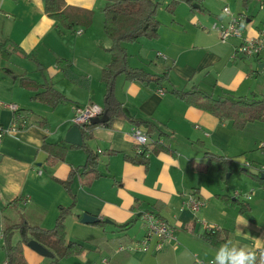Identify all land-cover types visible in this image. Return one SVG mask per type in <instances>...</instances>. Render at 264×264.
<instances>
[{
  "label": "crops",
  "instance_id": "0c3cea01",
  "mask_svg": "<svg viewBox=\"0 0 264 264\" xmlns=\"http://www.w3.org/2000/svg\"><path fill=\"white\" fill-rule=\"evenodd\" d=\"M97 2L66 0L70 6L90 10L92 15ZM209 3L211 8L213 3L221 6V12L215 14L209 9L207 14L196 13L201 21L227 22L230 15L222 11L227 6L243 19L241 37L222 42L209 25L191 23L188 18L180 28L182 22L175 20L172 12V24L178 28L175 36L160 44L161 37L155 40L162 24L156 15L160 23L156 37L122 44L129 67L150 74L166 71L167 79L158 85L119 73L114 79V97L125 115L114 117L107 126L91 128L87 144L98 155L100 176L82 185L78 173L73 174L75 205L64 219L65 230L97 232L93 248L84 247L80 253L81 264H203L213 261L219 247L202 239L206 226L223 230L227 239L253 243L236 235L240 217L249 224L244 231L253 237L264 236V130L260 125L234 128L228 120L171 92L196 87L214 97H249L252 92L264 96L262 61L233 57L242 37H256L264 29V0H250L247 5L241 0ZM106 4L105 0L102 12ZM91 22L66 29L45 13L43 0H0V45L5 48L0 49L9 51H0V126L12 124L16 115L3 103L16 104L26 120L24 127L0 136V240L1 230L21 222L52 228L59 207L72 201L59 180L66 179L71 168L81 167L86 159L80 145L65 142L73 124L72 109L75 104L89 102L103 107L106 86L101 73L110 61L103 47L111 41L102 23L93 26ZM184 35L189 37L186 43L180 38ZM58 57L70 61L66 73L58 65ZM22 76L41 87L52 85L66 99L50 106L32 98L33 91L20 83ZM131 118L153 124L151 131L139 126L151 140L141 152L131 136L137 126ZM44 141L66 146L64 159L46 164V152L41 147ZM217 157L227 160L228 168L221 169ZM191 197L202 201L197 212L189 207ZM25 198L28 201L24 203ZM85 212L102 224L81 222ZM145 212L157 214L173 228L175 238L160 250L140 249ZM129 221L130 226L121 227ZM13 235V242L19 240L18 232ZM66 241L83 245L75 236L66 235ZM154 243L153 239L150 245ZM89 251L97 252V256L89 258ZM23 254L27 264L49 263L37 255L46 256L27 244L23 245ZM61 260L60 264L69 262ZM5 263L0 244V264Z\"/></svg>",
  "mask_w": 264,
  "mask_h": 264
},
{
  "label": "trees",
  "instance_id": "16d2710c",
  "mask_svg": "<svg viewBox=\"0 0 264 264\" xmlns=\"http://www.w3.org/2000/svg\"><path fill=\"white\" fill-rule=\"evenodd\" d=\"M107 4L103 8L102 28L106 37L111 41L110 45L103 47L109 53L110 61L101 73V80L105 83L106 89L103 97V112H106L108 119L104 122L90 121L85 127L81 128L83 141L82 147L86 153L85 163L81 167H72L69 175L59 182L70 193L72 201L68 206H60L58 215L52 228L42 227L21 222L5 227L2 231V249L5 254V264H27L23 254V245L28 240L35 239L51 253L48 264H58L60 260L69 255L80 253L84 247L79 242H67L64 219L66 214L75 205V194L71 189L73 174L76 172L80 177L82 185H88L93 179L100 176L98 170V155L92 151L87 144L91 137V128L95 125H109L117 116H124L125 112L119 101L114 97V79L119 73H124L128 79H139L146 82L162 84L166 79V71L161 74H150L139 68H131L127 63V53L123 47L124 42H134L140 37H156L158 35L159 20L156 17V10L160 2L156 0H106ZM185 1L190 4L191 9H201V0H171L165 7L169 12L174 11L175 4ZM250 0H241L243 5H247ZM44 11L52 19L56 20L66 29H73L74 26L83 24L88 26L92 19L90 10L70 6L66 0H43ZM3 44L0 45L5 49ZM0 49L2 54L9 52ZM7 51V52H6ZM60 69L67 72L70 61L61 57L56 59ZM20 83L33 91L32 98L56 106L63 102L65 96L56 90L52 85H41L35 83L26 76L20 78ZM40 87L43 88L40 90ZM171 92L184 99L187 103L205 110L219 119L228 120L230 125L239 130H245L250 126L260 125L264 130V96L252 92L249 97L217 96L207 93L196 87L188 90L172 89ZM131 121L137 125H144L148 131L153 130V124L148 120ZM72 146V145H71ZM46 152L45 163L54 164L64 159L67 147L44 141L41 145ZM142 157L141 155H138ZM220 168H228L229 162L221 157H217ZM133 162L139 160L132 159ZM142 161V160H140ZM256 177L260 178L259 175ZM264 181V178L261 179ZM242 204V203H241ZM245 206V205H242ZM102 224V221L96 222ZM131 225V221L121 225L122 228ZM14 232L19 233V240L12 241ZM202 239L211 245H220L227 240L226 233L218 228L206 230Z\"/></svg>",
  "mask_w": 264,
  "mask_h": 264
},
{
  "label": "built area",
  "instance_id": "2783aa9c",
  "mask_svg": "<svg viewBox=\"0 0 264 264\" xmlns=\"http://www.w3.org/2000/svg\"><path fill=\"white\" fill-rule=\"evenodd\" d=\"M264 7V5H263ZM225 14L230 15L227 22L215 21L212 24V28L218 32L219 39L225 42L230 37H241V24L242 17L237 14L231 13L227 6L222 8ZM264 52V29H261L259 35L256 37H242L237 47L234 49L233 57L245 56L255 57L262 61L261 70L264 71V58L262 53ZM6 107L16 112L14 121L9 126H0V136L6 132L17 130L26 125V120L21 116L19 108L16 104L3 103ZM103 113V107L97 103L89 102L87 104H75L72 109L71 122L79 126V128L85 127L94 118L100 117ZM131 136L137 146L138 152L143 151V148L149 146L150 136L149 134L140 128L134 126L132 128ZM24 203L28 201L27 198L23 199ZM202 206V201L195 198L189 199V207L192 211L197 212ZM145 222V233L140 242V249L144 252L157 251L164 247L165 242L173 240L175 238L173 228L162 217L152 212H145L143 215ZM206 230L216 229L215 226H206ZM155 240V243L151 246L150 242ZM123 248L120 246V249ZM105 263V261H103ZM203 264H212V260Z\"/></svg>",
  "mask_w": 264,
  "mask_h": 264
},
{
  "label": "rangeland",
  "instance_id": "374dc122",
  "mask_svg": "<svg viewBox=\"0 0 264 264\" xmlns=\"http://www.w3.org/2000/svg\"><path fill=\"white\" fill-rule=\"evenodd\" d=\"M156 1L160 2L159 6L156 10V15H157L158 19L160 20V22L162 23L161 28H160V36H157L156 38H158V39H155V40H159V38L161 37L159 40V44L164 42L165 39H169V38L175 36V32L178 31V28H175V26L172 24V23H175V20H179L182 22L181 24H178L180 28H182L185 25L184 22H185V19H187V18L190 20L191 23L202 24V25H204V27L209 25V28H212V24L216 21L215 19H211L209 24H205L204 22L201 21L200 15L196 14V13H206V11H208L209 9H210V12L215 13V14H218L221 12V6H219V8H218V4L213 3V7L211 8L209 0H201V2H200L201 3V9L195 8L193 10H191L190 4H188L187 2L179 1L178 3L175 4L174 11H173V14L175 16V20H172L173 18L171 16V12H169L165 7L171 0H156ZM104 3H105V0H98L97 4L94 5V10H93V15H92V21L93 22H91V25L94 26V24H96V23H97V25L102 23V21H103L102 7H103ZM211 4H212V2H211ZM102 30H103V28H102ZM180 38L184 41V43H186V40L189 37L184 35L183 37H180ZM262 137H264V135ZM262 140H264V138ZM260 143H258L259 147L261 146ZM256 151L260 154L261 149H258ZM262 155L264 157V153ZM83 226H85V224H83ZM66 235L73 236V237L75 236V237H77V239H81V241L83 243V247H86L87 249L89 247L93 248V246H91V245L95 244V242H97V240H98L96 238V236H97L96 230H76L75 228H69V230H66ZM13 237H14V235L12 236V240H13ZM2 243H3L2 240H0V244H2ZM80 253L64 257L61 261H63L64 263L69 261L68 263H65V264H81L82 261H81V257H80L81 254ZM83 253L85 254L86 252L84 251ZM94 255L97 256V252H95V253H94V251L88 252L89 258H92ZM37 256L39 258H42L43 262L47 263L50 261V258H48V257H40L39 255H37ZM58 264H60V263H58Z\"/></svg>",
  "mask_w": 264,
  "mask_h": 264
},
{
  "label": "clouds",
  "instance_id": "9594fccd",
  "mask_svg": "<svg viewBox=\"0 0 264 264\" xmlns=\"http://www.w3.org/2000/svg\"><path fill=\"white\" fill-rule=\"evenodd\" d=\"M248 227L247 219L238 218L236 235L245 240L251 239L253 243L245 244L240 240H225L216 249L212 264H258V261L259 264H264V236H251L244 231Z\"/></svg>",
  "mask_w": 264,
  "mask_h": 264
},
{
  "label": "water",
  "instance_id": "95a60500",
  "mask_svg": "<svg viewBox=\"0 0 264 264\" xmlns=\"http://www.w3.org/2000/svg\"><path fill=\"white\" fill-rule=\"evenodd\" d=\"M195 6L197 7L196 4H195ZM107 119H108V117L106 115V112H103L100 117L94 118L92 121L97 120L98 122L101 123V122L106 121ZM82 140H83V137H82L81 129L76 124H72L66 132L65 142L68 144L81 145ZM80 220L83 223H94V222L98 221L99 219L96 216L85 212L82 214ZM27 246L42 256H46V257L52 256V253L47 248L42 246L35 239L28 240Z\"/></svg>",
  "mask_w": 264,
  "mask_h": 264
}]
</instances>
